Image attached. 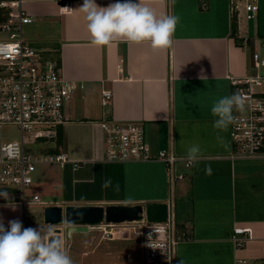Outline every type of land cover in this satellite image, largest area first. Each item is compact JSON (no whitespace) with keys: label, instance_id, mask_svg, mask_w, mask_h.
Segmentation results:
<instances>
[{"label":"crops","instance_id":"1","mask_svg":"<svg viewBox=\"0 0 264 264\" xmlns=\"http://www.w3.org/2000/svg\"><path fill=\"white\" fill-rule=\"evenodd\" d=\"M71 1L72 10L62 13L55 0H22L32 18L24 39L56 60L77 88L59 140L37 151L62 153L68 162L37 165L27 190L39 203L0 204V228L25 220L44 229L45 207L166 202L185 235L176 245L175 264H264V159L234 158L230 137L229 77L252 74L258 47L251 50L244 23L231 21L228 0ZM9 14L0 10V23ZM254 35L263 39L256 30ZM103 90L112 95L107 106L101 105ZM104 119L139 123L152 158L169 150L191 159L189 168L175 164L184 178L171 186L158 161H104ZM117 227L103 244L93 235L84 242L88 231H61L60 264H140L138 244L127 248L135 241L118 236L126 229ZM234 228L251 232L241 248L232 241ZM41 233L35 240L46 245L53 232ZM4 245L0 233V249ZM20 263L14 255L0 258V264Z\"/></svg>","mask_w":264,"mask_h":264},{"label":"built area","instance_id":"2","mask_svg":"<svg viewBox=\"0 0 264 264\" xmlns=\"http://www.w3.org/2000/svg\"><path fill=\"white\" fill-rule=\"evenodd\" d=\"M62 13L73 8L71 0H55ZM264 0H228L229 15L235 24L256 22ZM0 10L9 11L6 21L0 23V31L8 33V40L0 42V129L14 128L19 140L0 146V204H16L21 208L38 204L37 196L27 197L25 191L32 183V175L39 164L68 162L62 153H34L27 145L54 144L58 141V128L66 121L64 113L72 94L74 83L68 82L60 72L56 60L32 47L23 37V27L32 18L23 9L22 0H0ZM247 30V26H246ZM258 32V31H257ZM244 44L249 37L241 38ZM254 74L230 76V137L232 156L241 159H264V43L251 55ZM111 92H101V105L107 106ZM104 134V161L163 163L173 186L184 175L175 171V164L191 166V159L178 158L169 150H161L152 158L145 142L142 126L137 122H119L104 119L99 124ZM75 165V164H74ZM129 226L132 237L140 248V264H175V249L185 239L179 232L172 204L167 203L165 223H148L145 219ZM118 225L101 224L94 227L109 240ZM0 233L5 245L0 258L14 255L20 264H47L46 245L35 240V229L25 220L18 226H4ZM251 240L248 228H234L232 241L236 248ZM43 249L44 254L36 253Z\"/></svg>","mask_w":264,"mask_h":264},{"label":"water","instance_id":"3","mask_svg":"<svg viewBox=\"0 0 264 264\" xmlns=\"http://www.w3.org/2000/svg\"><path fill=\"white\" fill-rule=\"evenodd\" d=\"M145 219L148 223H165L167 219V203H151L145 206H70L45 207L43 209V223L45 226L55 227L46 241L47 264L61 262V229L66 227V234L85 233L89 227L101 224L120 225L140 222Z\"/></svg>","mask_w":264,"mask_h":264},{"label":"rangeland","instance_id":"4","mask_svg":"<svg viewBox=\"0 0 264 264\" xmlns=\"http://www.w3.org/2000/svg\"><path fill=\"white\" fill-rule=\"evenodd\" d=\"M260 6H261V11H260L259 18L256 20V22H249L246 25L247 28H248V31H247L248 32V36L251 37V41H250L251 42V46H250L251 50L257 49L259 44L264 43V3H261ZM254 29L256 30V32L257 31L259 32V34L263 37V39L260 38V37L257 38L254 35V32H255ZM7 40H8V33L0 31V42L1 41H7ZM252 74H254L253 70H252ZM1 135H2V139H3L4 143H7V142H10V141H13V140H19V133L14 128H7V127L3 128L2 131H1ZM41 147H42V145L40 143H36V144H33V145H27L26 149L28 151L37 153V151ZM25 195L27 197L31 196L30 193L28 192V190L25 191ZM26 208H29V206H27ZM36 222L39 223L40 219L38 221H36ZM37 223H35V224H37ZM62 226H60V229L62 231H65V233H66V227L64 226V228H63ZM128 227L129 226L124 225V226H118L117 228L128 229ZM32 228L36 230V233H35L36 239H38V238L40 239L41 234H42L41 231H43V234L45 235L47 233H52L53 230H54V229H52V227H48V226H46V227H44V229H42V226H36L35 225V226H32ZM114 229H116V228H114ZM88 232L90 234L86 235L87 237L84 239V242L88 241V238H89L90 235H93L94 241H96L97 243L103 244L104 242L108 241V238L106 236H104L99 231H88ZM118 236L126 237V238H131L132 237L131 232L129 230H124V231L119 232ZM133 240H134V238H133ZM130 243L131 244L128 245L127 248L130 247V246H133V245H137L136 241L135 242H130ZM128 250L126 249L125 252L128 251ZM110 263L111 262H79L77 264H110Z\"/></svg>","mask_w":264,"mask_h":264},{"label":"trees","instance_id":"5","mask_svg":"<svg viewBox=\"0 0 264 264\" xmlns=\"http://www.w3.org/2000/svg\"><path fill=\"white\" fill-rule=\"evenodd\" d=\"M58 140H59V138H58ZM36 253H38V250H36ZM39 254V253H38Z\"/></svg>","mask_w":264,"mask_h":264}]
</instances>
